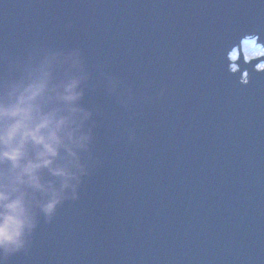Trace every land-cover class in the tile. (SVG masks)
<instances>
[{
	"label": "water",
	"instance_id": "obj_1",
	"mask_svg": "<svg viewBox=\"0 0 264 264\" xmlns=\"http://www.w3.org/2000/svg\"><path fill=\"white\" fill-rule=\"evenodd\" d=\"M248 39L264 48V0H0V74L78 49L97 113L79 199L8 264H264V54Z\"/></svg>",
	"mask_w": 264,
	"mask_h": 264
},
{
	"label": "clouds",
	"instance_id": "obj_2",
	"mask_svg": "<svg viewBox=\"0 0 264 264\" xmlns=\"http://www.w3.org/2000/svg\"><path fill=\"white\" fill-rule=\"evenodd\" d=\"M92 73L78 49L33 48L0 74V264L30 248L98 163ZM119 96L121 84L106 78Z\"/></svg>",
	"mask_w": 264,
	"mask_h": 264
},
{
	"label": "rangeland",
	"instance_id": "obj_3",
	"mask_svg": "<svg viewBox=\"0 0 264 264\" xmlns=\"http://www.w3.org/2000/svg\"><path fill=\"white\" fill-rule=\"evenodd\" d=\"M243 46L246 48L247 57L253 60V54H264V48L258 45L257 41L254 39H248ZM231 57H240V51H236Z\"/></svg>",
	"mask_w": 264,
	"mask_h": 264
}]
</instances>
